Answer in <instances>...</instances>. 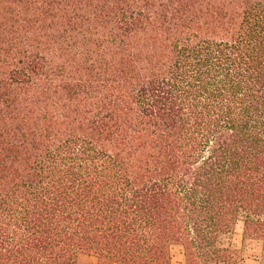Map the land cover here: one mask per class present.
Wrapping results in <instances>:
<instances>
[{
  "label": "trees",
  "instance_id": "obj_1",
  "mask_svg": "<svg viewBox=\"0 0 264 264\" xmlns=\"http://www.w3.org/2000/svg\"><path fill=\"white\" fill-rule=\"evenodd\" d=\"M264 245V0H0V264L234 261Z\"/></svg>",
  "mask_w": 264,
  "mask_h": 264
},
{
  "label": "rangeland",
  "instance_id": "obj_2",
  "mask_svg": "<svg viewBox=\"0 0 264 264\" xmlns=\"http://www.w3.org/2000/svg\"><path fill=\"white\" fill-rule=\"evenodd\" d=\"M219 242L223 246L236 248L238 250V252L234 254V261L232 264H240V262L246 255L251 257L255 256V254H261V248L264 246L261 239L244 236L242 216H240L233 229L220 235ZM182 258H184V254L181 246L176 244L172 245L171 264H178L179 262H181ZM96 261V257L94 256H83L80 259V262L83 264H95Z\"/></svg>",
  "mask_w": 264,
  "mask_h": 264
},
{
  "label": "crops",
  "instance_id": "obj_3",
  "mask_svg": "<svg viewBox=\"0 0 264 264\" xmlns=\"http://www.w3.org/2000/svg\"><path fill=\"white\" fill-rule=\"evenodd\" d=\"M262 253L255 256H245L240 264H264V246L261 248ZM178 264H185V258H182L181 262ZM213 264H228V263H213ZM237 264V263H235Z\"/></svg>",
  "mask_w": 264,
  "mask_h": 264
}]
</instances>
